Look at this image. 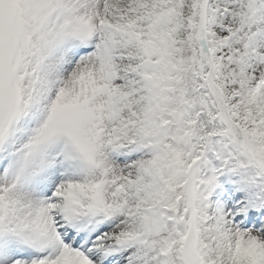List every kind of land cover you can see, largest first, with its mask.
Returning a JSON list of instances; mask_svg holds the SVG:
<instances>
[{"label": "snow or ice", "instance_id": "snow-or-ice-1", "mask_svg": "<svg viewBox=\"0 0 264 264\" xmlns=\"http://www.w3.org/2000/svg\"><path fill=\"white\" fill-rule=\"evenodd\" d=\"M0 264H264V0H0Z\"/></svg>", "mask_w": 264, "mask_h": 264}]
</instances>
